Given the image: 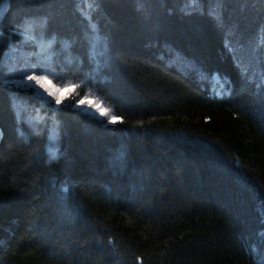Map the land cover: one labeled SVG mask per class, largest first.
<instances>
[{"label": "trees", "instance_id": "trees-1", "mask_svg": "<svg viewBox=\"0 0 264 264\" xmlns=\"http://www.w3.org/2000/svg\"><path fill=\"white\" fill-rule=\"evenodd\" d=\"M0 264H264V0H10Z\"/></svg>", "mask_w": 264, "mask_h": 264}, {"label": "snow or ice", "instance_id": "snow-or-ice-1", "mask_svg": "<svg viewBox=\"0 0 264 264\" xmlns=\"http://www.w3.org/2000/svg\"><path fill=\"white\" fill-rule=\"evenodd\" d=\"M7 2L8 0H3L4 7L0 8V19L3 18V13L6 10ZM27 80L34 82L27 86L31 94L38 96L42 100V102L50 105L53 108L63 103L62 97L58 94L59 92L64 91L66 88L71 93L72 91H75L76 88L80 87L79 84H69V85H66L65 88H58L55 91H53L51 88L47 87V84L51 83V81L48 79V76L47 75H37L35 74V72H33V74L31 75H28ZM86 102L88 103L89 108H94L98 110L100 117L109 116L110 110L108 108H102L100 104L93 105L90 101H88L87 97L79 100L77 103L80 105H84ZM72 106L75 107V105H72ZM88 115L92 119H97L95 112H89ZM100 122L103 124L116 125L117 123L121 122V118L116 115H112L109 120L100 121Z\"/></svg>", "mask_w": 264, "mask_h": 264}, {"label": "rangeland", "instance_id": "rangeland-1", "mask_svg": "<svg viewBox=\"0 0 264 264\" xmlns=\"http://www.w3.org/2000/svg\"><path fill=\"white\" fill-rule=\"evenodd\" d=\"M3 6H4L3 0H0V8H3ZM31 74H33V73H26V74L23 75L22 79L13 80L12 81L13 85H15V87H17V88L28 90L27 86L32 84V83H34L32 81H28L27 80V76L31 75ZM37 75H45V74H37ZM48 79L51 81V83L47 84V87L51 88L53 91H55L58 88H65V86H66V84H64V83H61V82L57 83V82H55L54 80H52L50 78H48ZM58 94L62 97L63 103L60 104V105H57L55 107V109H57V108L59 109L61 107H69V106L75 105V107L72 106L73 110L74 109L75 110H79V111H82V112H84L86 114H88L89 112H95L97 118L105 119V121L109 120L110 117L113 115L111 108H109L108 105L102 99L98 98L94 94L86 93L83 96H78L75 91H72L70 93L69 90H67L66 88H65L64 91H61ZM85 97H87L88 101H90L93 105L94 104H100V106L102 108H108L110 110L109 116L100 117L99 113H98V110H96L94 108H89V105H88L87 102L84 105H80V104L77 103L79 100L84 99ZM49 99H51V98H49Z\"/></svg>", "mask_w": 264, "mask_h": 264}, {"label": "water", "instance_id": "water-1", "mask_svg": "<svg viewBox=\"0 0 264 264\" xmlns=\"http://www.w3.org/2000/svg\"><path fill=\"white\" fill-rule=\"evenodd\" d=\"M8 5H9V0H8V2H7L6 10H7V8H8ZM3 7H4V6H3ZM6 10L4 11V13L6 12ZM4 13H3V15H4Z\"/></svg>", "mask_w": 264, "mask_h": 264}]
</instances>
